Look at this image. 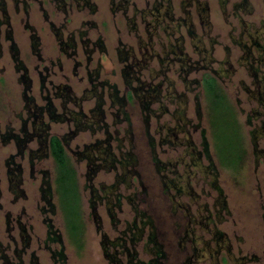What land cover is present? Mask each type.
<instances>
[{
    "label": "rangeland",
    "instance_id": "374dc122",
    "mask_svg": "<svg viewBox=\"0 0 264 264\" xmlns=\"http://www.w3.org/2000/svg\"><path fill=\"white\" fill-rule=\"evenodd\" d=\"M19 1L15 4L14 0H5L9 23L0 7V133L8 126L19 131L23 119H28L27 106L30 110H36L46 105V96L61 112L63 98L57 96L59 86H69L80 97L91 87L89 70L99 65L100 78H108L116 83L121 94L126 92L125 64L120 61L118 48L128 49L145 63L140 71L142 79L163 85L162 98L151 104L153 113L149 114L147 122L148 113L142 111L138 102L128 106L132 122L130 126L125 121L115 123L114 111L118 107L111 106V99L105 95V120L114 136L113 148L117 153L123 149L135 152L138 173L131 178L130 184L119 186L123 197L121 205L113 209L115 217L108 209L112 202L109 203L107 198L100 202V228L91 214L90 189L84 188L87 232L82 250H77L69 241L62 212L59 210L50 215L63 232L66 245L67 261L58 264H110L103 253L101 240L104 236L110 239L124 236L132 248L129 238L137 229H129L134 220L141 224L139 214L142 213H146L154 222L165 244L167 258L163 264H185L186 259L193 255L192 241L195 236L198 237L199 246L204 247L207 241L208 246L204 254L192 258L189 264H239L242 256L247 257L245 264H264V132L255 141L257 149L254 148V136L251 134L264 124V103L259 102L258 92L261 89L264 97V0H246L248 3L239 5L237 9L234 5L242 0H91L97 7L94 13L85 7L84 0H63L65 8L61 7L63 2L58 0ZM161 3L163 8H160L161 16H158L154 7ZM167 8L171 10L168 11L171 16L188 21L171 20L167 12L164 14ZM88 20L96 25L83 24ZM80 29L88 30L85 39L96 41L101 37L106 52L95 48L89 60L87 50L93 45L84 47L81 44ZM190 29L193 32L190 33ZM8 30L12 31L18 44L20 59L26 65L31 80L26 97L25 83L20 80L23 71L17 70V61L6 37ZM71 34H74L77 46L64 53L58 36L69 42ZM33 36L39 39L37 51L33 49ZM258 36V44L262 46L252 43V38ZM174 51L179 54H174ZM178 55L179 58H175ZM189 64L193 67L191 70ZM201 65L209 67L196 68ZM213 69L221 75L219 80L238 112L246 138V157L242 167L236 170L225 167L216 156L207 98L199 83L203 72ZM257 75L262 81L260 87L255 82ZM31 98L33 101L30 102ZM94 103L95 98L91 97L83 102L81 108L89 114ZM66 107L80 111L72 102L67 103ZM44 121L51 125L52 133L62 135L75 129L73 122L53 121L48 116ZM187 121L185 127L193 141L192 147L204 151L205 141L209 142L217 165L218 182L228 205V210L222 212L221 221L217 218L218 207L215 205L219 192L212 187L211 176L203 169L210 162L206 155L199 158L196 153L197 164L191 161L194 150L190 148L188 151V145L183 144L185 133L179 134L183 143L178 146L166 141L160 143L162 138L167 137L168 128ZM147 125L149 134L158 142L157 158L167 163L163 172L174 170L185 175L195 196L178 194L175 188L169 191L165 189L161 179L163 172L157 171L148 144ZM104 135L103 130H79L70 143L69 151L83 150L85 145ZM118 144H122L120 149ZM36 145L34 139L30 147ZM16 153L14 141H0V241L7 248L13 264H17L19 259L14 255V249L23 247L21 224H24L31 237L30 246L23 254L24 263L30 264L32 253H35L39 264H53L50 252L45 247L47 226L40 210V185L41 171L46 168L54 172V163L49 157L37 162L33 170L28 153L24 157L17 155L15 161L23 168L26 197L14 201L9 189L6 159ZM77 167L80 183L84 186L86 160L79 161ZM118 171L102 169L93 181L94 186L106 187L114 183ZM187 180H183L182 185H186ZM207 213H212L214 222L210 224L211 227L216 226L225 232L232 254L226 248L218 251L215 243L211 242V232L198 222ZM148 226L145 227L147 232ZM126 230H129L128 233L123 235ZM145 245V238L135 245L142 260L151 257ZM110 251L118 252L119 257L126 261L125 248L119 245L117 248L110 247ZM0 264L5 263L0 260Z\"/></svg>",
    "mask_w": 264,
    "mask_h": 264
},
{
    "label": "trees",
    "instance_id": "16d2710c",
    "mask_svg": "<svg viewBox=\"0 0 264 264\" xmlns=\"http://www.w3.org/2000/svg\"><path fill=\"white\" fill-rule=\"evenodd\" d=\"M18 0H15L17 3ZM77 1V0H76ZM91 5L94 3H90ZM64 5H62L63 8ZM0 7L3 8L6 21L9 23L10 18L7 12V5L5 0H0ZM95 7H93V10ZM83 24L89 26H95L96 23L92 21H85ZM29 26V25H28ZM32 28V26H31ZM88 30L80 29V41L81 44L85 46L93 45L91 49L87 50V56L90 60L92 52L95 48H98L102 53L106 52V46L103 43V39L100 37L96 41L91 38L85 39ZM7 39L10 41V50L17 61L16 67L18 71H23L20 76V80L25 83L24 96L30 89L31 80L28 76V69L19 56L18 44L14 39L11 30L7 31ZM68 38L69 42L58 36L61 50L64 53H68L71 48L76 47V39L74 34H71ZM33 49L37 51L39 39L33 36ZM118 54L120 61L123 62L124 76L126 78V92H122L116 83H113L108 78H100L101 72L99 65L93 70H89V79L91 81V87L87 89V92L83 95L76 96L69 86L61 85L58 88L57 96L63 98L62 111L58 112L57 105H55L49 96H46L47 104L39 106L36 110L29 109L28 119H23L22 125L19 131H15L13 127H7V129L0 133V141L7 143L9 141H14L17 153L11 155L6 159L7 165V175L9 181V189L12 192L16 201L20 198L26 197L25 190L23 188V168L20 163L15 161L16 156L24 157L27 153L29 156V161L32 169L34 170L35 164L44 159L51 158L54 163V172L49 169H43L42 180L40 185V210L43 213V221L47 226L45 247L50 252V257L53 260V264L65 263L67 261L66 245L64 241V234L60 228H58L53 217L57 211L62 212L64 227L67 237L71 244H73L77 250H82L85 246L86 238V225L87 218L84 210L83 201V190L84 188H89L91 195L89 198V206L91 208V214L93 219L97 222L98 228L100 225V215L98 213V207L100 202H103L105 198L111 203L108 205L109 212L111 216L115 217L114 207L120 206L122 203V193L119 192V186L121 184H130L132 177L136 176L138 158L135 152L131 149L120 150L119 153L113 148L114 136L110 133L108 129V124L106 123V97L111 99V106H117L118 109L114 111L115 123L127 122L128 126L132 124L131 117L128 111V106L133 104L135 101L138 102L142 111L148 113L146 117V122L149 118V114L153 113L151 104L154 102H159L161 97V92L163 90L161 82H154V80L142 79L140 71L145 67L143 61H139L135 55L131 52L125 50V48H118ZM134 55V56H133ZM180 60L185 63L184 59ZM189 70L193 67L191 64L188 65ZM196 68L208 69L209 65H201ZM214 70V69H213ZM220 76L216 70L210 71L205 70L200 79V84L202 85L208 107L209 123L212 130L213 144L216 152V156L219 161L225 166L233 169H239L244 163L246 157V138L244 135L243 125L240 121L238 112L232 103L231 98L228 93L221 85ZM264 77V76H263ZM257 80L260 78L256 77ZM260 94L261 104L264 103V97L262 95V90H258ZM26 97V96H25ZM28 97V96H27ZM95 98L94 106L90 109V113L87 114L82 110V104L85 100L89 98ZM33 98L30 99V102ZM72 102L76 107L80 108V111L68 110L67 103ZM198 105L200 103L197 101ZM31 106V105H30ZM164 110H166L164 108ZM163 110V111H164ZM261 114V113H259ZM45 116L50 117L53 121H69L73 122L75 125L74 130H70L65 134H56L50 132L51 125L44 121ZM31 120V127H29V119ZM251 122V118H249ZM188 121L183 125L168 128V133L166 138H162L160 143L163 141L169 142L172 146H178L180 144H187V150L190 151L193 141L191 139L190 133L186 129ZM179 127V128H178ZM82 129H90L92 131H104V137L98 138L94 142L85 145L83 150L75 149L72 153L69 151V146L72 139L77 135V132ZM1 132V128H0ZM148 132V133H147ZM264 132V124L259 126L256 130L252 131L254 136V148L257 149L256 140L260 133ZM146 133L149 137V146L153 154V160L156 164V169L159 173L166 170L167 163L161 161L157 158L156 147L157 141L149 134L148 125L146 126ZM180 133H185L182 142V138L179 137ZM258 133V134H257ZM189 136V137H188ZM36 139V147H30L31 143ZM118 149L122 147V144H118ZM192 152L191 161L196 163L197 154L202 157L206 155L209 159V164L204 166V172L210 174V184L219 194L215 205L218 207L217 218L219 221L222 219V212L228 210V205L226 201L223 189L218 182V168L214 161L213 154L210 151L209 142L205 141L204 151H198L197 149ZM197 153V154H196ZM81 160H86V183L84 186L80 183V176L77 167V163ZM197 164V163H196ZM105 170H118L115 182L108 186L95 187L94 179L99 171ZM161 174V179L163 180V185L166 190H171L175 188L178 194H187L195 196L190 183H188L187 177L176 173L174 170H169L165 174ZM177 174V175H176ZM206 174V173H205ZM166 178V180H164ZM183 180H187L186 185H182ZM101 192V194H100ZM1 197V193H0ZM114 199L116 201H114ZM2 208V203L0 201V209ZM207 212V211H206ZM212 213H207L205 217L198 220L203 224L204 228H207L211 232V242H214L218 251L221 248H226L229 254L232 251L229 247L228 239L224 231L216 226L211 227L213 223ZM141 215V224L135 220L132 223V230L136 228L137 230L130 236L129 241L132 244V248L128 245L127 239L124 236H119L115 239H110L108 236H104L101 240V245L105 257L109 260L110 264H163L167 258V251L165 244L160 239L157 228L154 222L148 217L146 213ZM195 217V216H192ZM193 220V219H192ZM21 223L20 221H18ZM149 225L148 232L145 231V227ZM129 230L124 231L127 234ZM21 236H23V247L19 249L18 247L14 249V255L19 259L17 264H25L23 260V254L25 250L30 246L31 237L27 232V228L24 224H21ZM147 232V234H146ZM146 239V247L149 248V253L151 257L148 260H142L138 257V252L135 249V245L138 244L142 239ZM192 244V254L186 259L185 264H189L192 258L199 257L204 254L208 246V241L204 247L199 246L198 237L193 238ZM55 244V246L53 245ZM121 246L126 249V261L119 257L118 252H111L110 247ZM7 248L4 247L3 243L0 241V260L5 264H13L14 261L10 258V255L6 252ZM201 253V254H200ZM247 257L242 256L240 258L239 264H245ZM30 264H39L38 257L35 253H32V260Z\"/></svg>",
    "mask_w": 264,
    "mask_h": 264
},
{
    "label": "flooded vegetation",
    "instance_id": "af4514ba",
    "mask_svg": "<svg viewBox=\"0 0 264 264\" xmlns=\"http://www.w3.org/2000/svg\"><path fill=\"white\" fill-rule=\"evenodd\" d=\"M58 1H60V2H63L62 4L64 5L63 6V8H65V5H66V3H64V1L63 0H58ZM78 1V0H77ZM14 2H15V0H14ZM18 2H20L19 0L17 1V3L15 2V4H18ZM92 1L91 0H84V5H85V7L86 8H88V10L90 11V13H94L95 11H96V9H97V7H96V5H95V3L94 2H92V3H94V4H90ZM245 3H248L246 0H242L240 3H237V4H235L234 5V8H238V6L239 5H242V4H245ZM62 7V6H61ZM93 7H95V9L93 10ZM155 9H156V13H157V15L158 16H161V13H160V8H163V5H162V3L161 4H158L157 6H155L154 7ZM80 10H82V8L80 9ZM171 11L169 8H167L166 9V11H164V14L167 12V14H169V17H170V19L171 20H173V21H181V22H184L185 20H187L188 21V19H185V18H175L174 16H171V14L169 13V12ZM153 13V12H152ZM236 16V15H235ZM236 17H238V16H236ZM88 21H92V20H88ZM93 22V21H92ZM189 32L191 33V32H193L192 31V29H190L189 30ZM253 40V44H255V45H257V46H262V45H260V44H258V41H259V36L257 37V38H252ZM181 52V51H180ZM174 54H179V52H176V51H174ZM175 58H179V55L177 56V57H175ZM264 78V77H263ZM256 84H258L259 85V87L261 86V84H262V81L261 80H257L256 79Z\"/></svg>",
    "mask_w": 264,
    "mask_h": 264
}]
</instances>
